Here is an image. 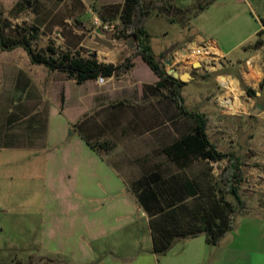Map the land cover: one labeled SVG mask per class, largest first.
I'll list each match as a JSON object with an SVG mask.
<instances>
[{
  "label": "crops",
  "instance_id": "obj_1",
  "mask_svg": "<svg viewBox=\"0 0 264 264\" xmlns=\"http://www.w3.org/2000/svg\"><path fill=\"white\" fill-rule=\"evenodd\" d=\"M45 1L0 3L8 2L5 8L11 9L24 2L32 10L43 8ZM53 1H70L75 16L88 8L124 2ZM202 1L142 0L150 10L144 29L152 53L157 59L165 54L164 61L170 56L176 59L177 52L190 46L207 45L222 57L221 71L256 92L243 115L257 108L251 118H264V51L247 48L261 40L264 0H212L196 11ZM169 28L175 29L170 41ZM0 51L15 54L0 65V152L19 154L20 167L43 177V257L62 264H264L262 206L259 212L239 216L236 228L215 246L197 236L175 242L163 256L153 254L148 228L151 212L141 202L188 200L190 181L199 167L196 161L179 167L163 152L191 131L194 123L179 112L165 88L156 86L158 78L139 57L130 69L97 84V79L77 83L64 73L33 65L21 48ZM95 51L98 62L116 64L117 60L106 59L110 51ZM250 58L252 70L245 66ZM188 72L191 79L178 89L184 108L185 97L191 93L185 88L201 75L197 69ZM220 162L226 165V160ZM212 174L216 175L214 169ZM137 220L144 222L145 235L135 230ZM113 241L144 246L134 254L116 257L118 245L107 244Z\"/></svg>",
  "mask_w": 264,
  "mask_h": 264
},
{
  "label": "trees",
  "instance_id": "obj_2",
  "mask_svg": "<svg viewBox=\"0 0 264 264\" xmlns=\"http://www.w3.org/2000/svg\"><path fill=\"white\" fill-rule=\"evenodd\" d=\"M211 1L203 0V6L196 11L203 10ZM25 4L16 3L9 14L18 17L27 10ZM197 4H201L200 0H197ZM93 11L102 22L118 21L119 27L114 33L116 40H126L127 43V40L132 38L135 42L132 53L117 64H106L98 62L96 58L80 56L69 46L60 53H56L49 46L43 51L36 50L31 42L38 36L39 27L30 25L20 28L17 36L7 35L6 26L9 20L3 17L2 12H0V50L10 51L21 48L31 64L43 65L48 70L64 73L77 83L95 80L98 77L118 76L130 69L134 65V58L139 57L158 78L156 86L165 88L179 112L192 119L194 123L191 131L163 150L165 155L179 167H189L194 161L209 165L210 162L226 160V165L218 175L212 174L210 167L206 170L200 169L192 175L190 181L192 193L187 194L188 200L141 202L145 205V209L151 212L148 228L152 252L157 257L163 256L175 242L197 236H203L206 244L215 246L223 236L236 228L237 218L246 213L247 202L241 198L240 193L244 183L243 162L233 152L218 151L210 142L206 133L207 119L204 114L185 111L178 92L185 83L173 78L164 69L162 61L166 57L165 54L157 59L152 53L148 43L149 36L144 29L150 10L143 6L142 0H124L122 5L112 4L98 9L93 7ZM261 45L262 40H257L247 48L258 49ZM240 86L249 97L256 98L254 90L241 81ZM89 145L93 149L96 147L93 144ZM98 145L97 147H100L101 144ZM16 264L21 263L18 261ZM28 264L61 263L51 258L39 257L35 260L29 258Z\"/></svg>",
  "mask_w": 264,
  "mask_h": 264
},
{
  "label": "rangeland",
  "instance_id": "obj_3",
  "mask_svg": "<svg viewBox=\"0 0 264 264\" xmlns=\"http://www.w3.org/2000/svg\"><path fill=\"white\" fill-rule=\"evenodd\" d=\"M71 4L70 1L60 4V1L46 0L42 3L43 8L27 9L15 19L9 14L10 9L5 8L8 2H1L0 11H2L3 17L9 20H7L6 34L17 36L20 28L36 25L39 27V33L31 42L32 47L36 50L43 51L46 46H49L56 53H60L69 46L80 56L91 57V54H96L95 49L101 48L110 51L106 59L117 60L116 64L119 58H125L132 53L133 48L127 47L126 40L114 38V33L119 27L118 21H103L114 27L112 48L106 49L95 44L92 40L97 35V30L93 27V19L100 20L98 15L88 8L84 13L75 16L74 10L70 7ZM45 5H50V7L46 8ZM90 5L91 3H89V7ZM76 27H84L85 31H77ZM168 31L170 41L175 34V29L169 28ZM79 43H82V47L77 45ZM14 55L0 51V65L6 60L14 59ZM184 71L188 72L189 69L181 67L177 70L178 73H184ZM230 71L233 72V70ZM227 73L228 71L222 70L215 74L196 76L184 90V92H191L185 97V109L205 115L207 136L218 151L233 152L243 164H246L243 168L244 183L240 193L241 198L247 202L245 212L255 213L259 212L260 206L264 207V118H249L250 112L248 115H233L215 104L214 96L218 90L216 76ZM20 160L17 153L0 152L1 264H16L18 261L21 264H28L29 258L35 260L45 255V251L40 245L41 212L44 205L42 200L43 179L40 178L42 176H39L36 170L20 167L22 163ZM224 166L225 163L222 162L211 165L208 163L198 164L199 170H206L210 167L214 169L216 175L221 172ZM134 228L138 230V235H145L147 232V228L141 220L136 221ZM114 243L113 241L111 244L109 242L107 244L115 245L116 248L118 244ZM143 246L140 243L134 247L118 245L115 255L116 257L131 255ZM59 262L62 264L63 261ZM64 263L66 264V261Z\"/></svg>",
  "mask_w": 264,
  "mask_h": 264
},
{
  "label": "built area",
  "instance_id": "obj_4",
  "mask_svg": "<svg viewBox=\"0 0 264 264\" xmlns=\"http://www.w3.org/2000/svg\"><path fill=\"white\" fill-rule=\"evenodd\" d=\"M261 23V40L262 45L260 49L264 51V16L260 19ZM94 29H102L104 31H110L113 33L114 27L100 21L98 18L93 19ZM176 59L173 57V66L175 69L180 67H186L188 69H194L193 63L197 65V70L201 72V75L215 74L221 71L222 57L207 45L190 46L187 49H183L175 54ZM247 69H253L252 59H248L245 62ZM261 74V72H258ZM106 78L98 77L97 84L105 82ZM216 82L218 86L217 93L214 96L215 104L224 110H227L233 115L247 114L248 103L250 97L241 89L238 79L227 74H220L216 76Z\"/></svg>",
  "mask_w": 264,
  "mask_h": 264
},
{
  "label": "water",
  "instance_id": "obj_5",
  "mask_svg": "<svg viewBox=\"0 0 264 264\" xmlns=\"http://www.w3.org/2000/svg\"><path fill=\"white\" fill-rule=\"evenodd\" d=\"M77 31H85L84 27H76L75 28ZM112 38H113V33L110 31H104L102 29H97V35L93 37V42L99 46H102L106 49H111L112 48ZM135 46L134 40L128 39L127 40V47L128 48H133ZM91 58H96V54L93 53L91 54ZM173 57L170 56V58L164 60L165 64L169 67V70H167V73L171 75L173 78H176L182 83H187L190 79L191 76L189 72H184L182 74H179L177 70L173 66ZM193 68H197V65H193ZM258 109L255 108L252 112L251 115H257Z\"/></svg>",
  "mask_w": 264,
  "mask_h": 264
}]
</instances>
